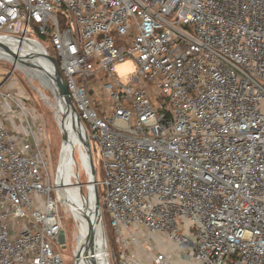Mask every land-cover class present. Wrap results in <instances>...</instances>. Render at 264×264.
Here are the masks:
<instances>
[{"label":"built area","instance_id":"2783aa9c","mask_svg":"<svg viewBox=\"0 0 264 264\" xmlns=\"http://www.w3.org/2000/svg\"><path fill=\"white\" fill-rule=\"evenodd\" d=\"M7 40L43 48L48 73ZM126 61L136 70L121 78ZM0 62L13 65L0 68V264H65L71 134L75 186L89 185L84 140L100 151L110 264H264V0H0ZM17 72L54 98L56 174Z\"/></svg>","mask_w":264,"mask_h":264},{"label":"rangeland","instance_id":"374dc122","mask_svg":"<svg viewBox=\"0 0 264 264\" xmlns=\"http://www.w3.org/2000/svg\"><path fill=\"white\" fill-rule=\"evenodd\" d=\"M39 39L43 44H46L47 47L50 48V45L47 42L48 39L46 37H39ZM29 47L25 46L26 49L34 52L35 54H41V52H43L42 48L36 44L31 43L29 44ZM48 54L51 56L49 50H48ZM0 68H2V70L4 69L11 72L13 70V65L0 62ZM135 70H136V65L133 61H126L125 63L120 64L116 69L119 77L121 78H126L128 75L132 74ZM16 76L21 86L25 89L28 96L30 97L29 104L32 105L41 116V123L43 125L44 135H45L43 145L45 146L46 152L48 153L49 156L51 171L54 174H56L57 167L60 161L62 136L59 126L55 120L54 98L49 91L45 90L42 80L39 81V79H33L31 77H27L22 72H17ZM38 89L41 91L43 90L44 93L50 97V99L48 101L42 100ZM93 155H94L95 165L97 169L101 172L100 151L98 146L95 144H93ZM101 179L102 177L98 176V180ZM81 180L82 183L85 184L87 183L88 178L85 176V174H83ZM83 190L86 193L85 187L83 188ZM60 211L64 223V232H63V237L61 239V244L57 246V251L62 254L65 264H74L76 238L78 234L77 224L72 216L70 209L66 205L60 206ZM104 227L106 231V238L108 244L109 262L113 263L111 259L112 251H114L113 249L114 247L112 246V234L109 231L108 222L106 220ZM90 243L93 248V243L91 239H90Z\"/></svg>","mask_w":264,"mask_h":264},{"label":"bare ground","instance_id":"6f19581e","mask_svg":"<svg viewBox=\"0 0 264 264\" xmlns=\"http://www.w3.org/2000/svg\"><path fill=\"white\" fill-rule=\"evenodd\" d=\"M7 42L12 43L14 41L12 40L11 42V40H7ZM13 45L14 51L22 58L26 65H30L33 69L40 70L45 73V75L48 73L47 52L43 48L41 54H35L26 49V45L22 47H18L19 44ZM36 66L37 68H35ZM69 119L70 117L67 120ZM77 141L78 137L71 134L70 142L66 149L67 153L64 160V167L60 175V181L58 182L61 189V197L63 203L70 209L77 224L78 234L76 238L75 252L78 256V264H107V261L102 256L104 249H102L103 240L101 237V231L94 217V188L90 184L87 185L85 193L83 189L75 186L71 182L73 175L68 168V155L71 152L70 149L72 148V144ZM89 226L91 227V231L89 230ZM90 239L93 243V248ZM93 254L96 255L94 259L92 257Z\"/></svg>","mask_w":264,"mask_h":264},{"label":"water","instance_id":"95a60500","mask_svg":"<svg viewBox=\"0 0 264 264\" xmlns=\"http://www.w3.org/2000/svg\"><path fill=\"white\" fill-rule=\"evenodd\" d=\"M2 47L4 49H6L7 51H10L8 47H5V46H2ZM48 59L51 60L56 66V74H55L56 75V83H57V85L59 87L60 95L65 98L66 103H67L68 107L70 108V110L72 112V115L76 116L77 115V111H76L75 107L73 106V103H72L71 98L69 96L68 87H67V85H66V83H65V81L63 79V76H62V74H61V72L59 70V67H58V65L56 63V60L54 58L50 57V56L48 57ZM20 64L22 66H24V67H27V66H25L22 63H20ZM78 121H79V124L81 125V127L84 129V126L81 123L79 118H78ZM84 145L86 146L87 151H88V164H89V170H90L89 184L92 185L94 183L96 167H95V164H94V159H93V154H92V151H91L90 142H89V140L87 138L84 140ZM94 190H95V193H94L95 194V196H94V198H95V202H94V217H95V219H96V221L98 223L99 229L101 231V237H102V240H103L102 249H104V250H103L102 256L107 261V264H110L109 255H108V244H107V238H106V231H105L104 223H103L102 216H101V206H100L99 195H98V192H97L96 188H94ZM90 229H91V227L89 226V230ZM92 257H96V255L93 254Z\"/></svg>","mask_w":264,"mask_h":264},{"label":"trees","instance_id":"16d2710c","mask_svg":"<svg viewBox=\"0 0 264 264\" xmlns=\"http://www.w3.org/2000/svg\"><path fill=\"white\" fill-rule=\"evenodd\" d=\"M48 50H49V48H48ZM49 51H50V54H51V55H54V53H53L51 50H49ZM109 231H110V233L112 234L110 228H109ZM112 246L114 247L113 249H114V251L116 252V244H115V242H114L113 235H112Z\"/></svg>","mask_w":264,"mask_h":264}]
</instances>
